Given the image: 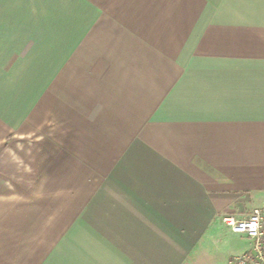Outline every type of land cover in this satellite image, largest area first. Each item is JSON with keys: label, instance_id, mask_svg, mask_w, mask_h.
<instances>
[{"label": "crops", "instance_id": "obj_1", "mask_svg": "<svg viewBox=\"0 0 264 264\" xmlns=\"http://www.w3.org/2000/svg\"><path fill=\"white\" fill-rule=\"evenodd\" d=\"M255 207L264 0H0V264H219Z\"/></svg>", "mask_w": 264, "mask_h": 264}, {"label": "built area", "instance_id": "obj_2", "mask_svg": "<svg viewBox=\"0 0 264 264\" xmlns=\"http://www.w3.org/2000/svg\"><path fill=\"white\" fill-rule=\"evenodd\" d=\"M222 222L248 240L246 250L232 256L228 264H264V207H256L248 214L227 212Z\"/></svg>", "mask_w": 264, "mask_h": 264}, {"label": "rangeland", "instance_id": "obj_3", "mask_svg": "<svg viewBox=\"0 0 264 264\" xmlns=\"http://www.w3.org/2000/svg\"><path fill=\"white\" fill-rule=\"evenodd\" d=\"M223 231L225 233L219 235L215 243L212 244L213 257L217 259L219 264H225L229 257L238 254V252L241 253L248 247L247 239L242 237V235L236 236L227 230Z\"/></svg>", "mask_w": 264, "mask_h": 264}]
</instances>
